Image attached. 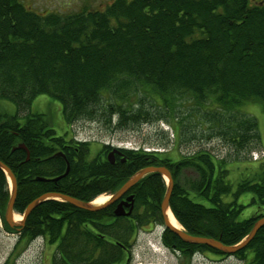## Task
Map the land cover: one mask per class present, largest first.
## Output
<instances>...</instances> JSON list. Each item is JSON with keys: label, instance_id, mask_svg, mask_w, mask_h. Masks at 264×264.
I'll return each mask as SVG.
<instances>
[{"label": "trees", "instance_id": "1", "mask_svg": "<svg viewBox=\"0 0 264 264\" xmlns=\"http://www.w3.org/2000/svg\"><path fill=\"white\" fill-rule=\"evenodd\" d=\"M40 95L60 102L68 126L87 120L112 127L113 118L116 129L165 122L174 138L218 139L231 152L219 157L199 149L176 161L160 152L121 148L125 162L111 164V147L103 145L89 159L90 142L58 134L43 113L31 112ZM188 95L196 103L199 136H188L180 116L181 99ZM0 100L16 105L13 115L0 109V161L17 180V214L45 193L91 202L114 194L142 168L166 166L174 180L170 209L187 233L233 246L264 218V161L233 187L229 159L239 161L263 146L256 119L237 108L258 101L264 111V8H248L241 0H115L105 10L42 15L19 0H0ZM68 164L69 173L54 181ZM166 190L162 175L147 174L130 192L134 217L163 224ZM245 194L250 199L244 204ZM9 198L0 169L3 220ZM114 207L89 212L51 199L31 212L20 231L5 226L30 242L43 237L56 245L54 264H107L108 253L110 260L124 261L126 247L136 241L135 226L117 217ZM249 209L252 214L242 219ZM164 242L189 256L211 253L264 264V226L233 255L185 243L170 230Z\"/></svg>", "mask_w": 264, "mask_h": 264}, {"label": "rangeland", "instance_id": "2", "mask_svg": "<svg viewBox=\"0 0 264 264\" xmlns=\"http://www.w3.org/2000/svg\"><path fill=\"white\" fill-rule=\"evenodd\" d=\"M109 2L110 1L104 2L101 0H79L77 4L73 5V9L68 11V13L80 11L83 7L88 9H102ZM195 104V101L189 95L183 97L180 103V116L184 118V124L186 126L184 128L190 130L188 136H196L201 129L200 123L195 118ZM0 109L7 111L12 115L16 113V105L10 101L0 100ZM237 110L240 113L247 114L256 119L258 133L263 146L259 145L255 151L264 150V111L261 103L258 101H249L239 106ZM31 112L43 113L48 120L50 127L55 129L58 134L67 133V137H73L77 141L90 142L89 159H94L102 150L103 145H109L111 148L116 146H123L124 148V146H126L129 148L143 147L145 149H157L160 151V154L169 156L176 161L181 154H190L199 149L211 150L219 157H228L229 155L227 154L231 152L229 148L218 139H214L210 142L196 140L190 142L187 141L188 137L180 140V137L177 134L175 135L176 138H174L175 133H173L171 125L165 122H159L158 124L146 123L140 126L128 127L126 129H116L112 128L116 122V119L113 118L112 127L99 121L87 120H81L68 126L63 119L60 102L49 95L37 96L32 102ZM181 117L173 122L175 128H178ZM21 119L23 120L22 116ZM251 156V154L246 155L244 153L239 161H234L232 158H229L231 161L230 182L233 184V187H236L238 182L245 175L252 172V169H255L258 166L259 161H264V157L258 162L252 161ZM8 186L10 187V181ZM249 199L250 196L245 194L240 198V202L245 204ZM251 214L252 210L249 209L244 212L241 218L244 219ZM162 233L163 227L161 225L155 226L150 237L141 233L137 247H139V245H141V249H144V246L147 247L150 256L154 257L152 264H179L177 257H175L172 251L164 247H153L154 249H151L145 243L146 240L149 239H152L153 243L156 241L161 242ZM55 247L56 245L52 246L42 237L30 242L25 237L20 236L18 232H11L5 226V222L0 214V264H52L51 256L53 251H55ZM207 254L210 255L211 259L198 255L196 256V259H194V264H242L240 260L233 256L222 257L211 253ZM144 258L148 260L149 255ZM138 263L145 264L142 260H137L134 264Z\"/></svg>", "mask_w": 264, "mask_h": 264}, {"label": "water", "instance_id": "3", "mask_svg": "<svg viewBox=\"0 0 264 264\" xmlns=\"http://www.w3.org/2000/svg\"><path fill=\"white\" fill-rule=\"evenodd\" d=\"M17 148H24L26 149L24 144H20ZM16 149V148H15ZM27 150V149H26ZM116 153L122 154L118 149H113L110 151L108 154V160L110 161L111 164L114 163V156ZM27 160L30 159L29 152L27 151ZM60 155V153L58 154ZM122 161H125L123 158ZM0 168L4 171V173L7 175V177L11 181V196L10 199L7 203L6 210H5V216L4 219L6 223L9 225L10 228H18V227H23L25 224V221L27 217L31 214V212L39 206L42 202L51 200V199H60L64 202H68L80 209L87 210L90 212H97L100 211L113 203H116L120 199L124 197L136 184H138L147 174L150 173H158L162 175L164 178L168 180L167 182V190L165 192V195L161 201V211L163 214L164 218V225L165 227L176 234L183 242L188 243V244H194V245H205L208 246L212 249L219 250L227 255H233L235 254L238 250L244 249L247 247L250 242L255 238L256 234L258 231L264 226V218L258 220L256 224L254 225L253 229L249 233V235L239 244L233 245V246H228L225 245L221 242L219 239L215 238H210V237H203V236H195L191 235L186 232V230L183 227H175L169 218V211L172 213L170 209V200L172 197L173 189H174V180L171 171L166 167V166H148L146 168L140 169L137 171L134 175H132L118 190L116 193L112 195V198L106 202L105 204L101 205H95L94 202H85L81 201L75 197L69 196V195H64V194H59L55 192H49L41 195L40 197L36 198L33 200L26 208L25 213L23 215V220L21 221H15V211H14V206L15 202L17 199V180L12 172V170L5 165L2 161H0ZM70 167L68 164L67 170L65 174L62 176L54 179V181H57L58 179L66 176L69 173ZM36 180L38 181H46L48 179L38 177ZM111 196V195H110ZM125 207H129L130 210L128 213L125 212ZM134 207V195H129L126 197L125 200H122L116 207L114 214L117 217H122L126 215H130ZM173 215V213H172ZM174 216V215H173ZM175 218V216H174ZM177 221V220H176Z\"/></svg>", "mask_w": 264, "mask_h": 264}, {"label": "flooded vegetation", "instance_id": "4", "mask_svg": "<svg viewBox=\"0 0 264 264\" xmlns=\"http://www.w3.org/2000/svg\"><path fill=\"white\" fill-rule=\"evenodd\" d=\"M24 6H26L28 9H30L31 11L36 12L37 14H42V15H46L49 13H62V14H66L68 13V11H71L73 9V5L77 4L79 2V0H19ZM101 1H110L107 5H105L102 9H88V8H82L80 11L87 9V10H105L106 7L110 4H112L115 0H101ZM127 1H132V0H127ZM154 1V0H151ZM244 2V4L246 5V7L248 8H264V0H241ZM102 3V2H101ZM77 12V11H76ZM112 150L109 149L107 151L106 157L108 156V153ZM118 158L121 159V162H125L122 161V155L119 153H116L114 156V163L115 164L118 160ZM131 190L124 195V197L122 199H120L119 201H117L116 203H113L110 206H115L114 207V211L117 207V205L122 201L125 200L127 196L131 195ZM134 209L135 207H133L132 212L130 213V215H126L127 219L124 220V222L126 223H131L133 224L135 227L134 232L136 233V241L135 243L131 244V246H127L125 253H126V259L124 261L121 260H115L112 261L110 260L111 255L110 253H108L109 256V261L107 264H134L137 260H142V262L144 261L145 264H152L153 262V256H150V252H148V249L146 246H144L145 248L141 249V245H139V247H137V249L135 248V245L138 243V239L141 233H144L145 235H147V237H150L151 233H153L155 226L154 223L152 222V220L146 222V221H141L140 219H137L136 217H134ZM130 210L129 207H125V212L128 213ZM138 226V227H137ZM161 226L163 227V233H162V244L169 250L172 251V253H174L175 257H177V260L179 261V264H194V259H196V256H203L204 258L207 259H211L210 255L207 253H193L192 255H187L183 252H176L174 249L170 248L168 245H166V242H164V237L166 235V231H168V229L165 227L164 223L161 224ZM148 245L151 246L152 243V239L146 240L145 242ZM141 249V250H139ZM62 254V253H59ZM84 254V253H83ZM90 254V253H89ZM95 254H99V253H95ZM57 255L56 251H53V254L51 256V263L54 264L55 263V256ZM85 255V254H84ZM149 255V259L146 260L144 257ZM84 264H102V263H97L95 261L91 262L87 259L85 261ZM140 264V263H138ZM143 264V263H141Z\"/></svg>", "mask_w": 264, "mask_h": 264}, {"label": "bare ground", "instance_id": "5", "mask_svg": "<svg viewBox=\"0 0 264 264\" xmlns=\"http://www.w3.org/2000/svg\"><path fill=\"white\" fill-rule=\"evenodd\" d=\"M30 155V154H29ZM27 157H28V155H27ZM28 161V160H27ZM4 163V162H3ZM5 164V163H4ZM6 165V164H5ZM10 168V167H9ZM1 169V168H0ZM143 169V168H142ZM2 170V169H1ZM3 171V170H2ZM65 174V173H64ZM63 175V174H62ZM62 175H60V176H62ZM60 176H58V177H60ZM57 177V178H58ZM65 177V176H64ZM41 178H44V177H41ZM63 178V177H62ZM62 178H60V179H62ZM37 179V178H36ZM45 179H47V178H45ZM54 179H56V178H54ZM59 180V179H58ZM38 181V180H37ZM11 190H12V187L10 186L9 187V191H10V193H11ZM55 193H59V192H55ZM17 194H18V188H17ZM59 194H63V193H59ZM64 195H66V194H64ZM40 197V196H39ZM10 199V198H9ZM109 200V196L108 195H101V196H98L95 200H94V204L95 205H101V204H104L105 202H107ZM62 201V200H61ZM82 201V200H81ZM74 206V205H73ZM76 207V206H75ZM78 208V207H77ZM87 211V210H86ZM90 212V211H89ZM169 218H170V220H171V223L175 226V227H177V228H179L180 227V225L178 224V222L176 221V219L174 218V216L172 215V213L169 211ZM21 219H22V216L21 215H16L15 216V221H21ZM166 248V247H165Z\"/></svg>", "mask_w": 264, "mask_h": 264}, {"label": "built area", "instance_id": "6", "mask_svg": "<svg viewBox=\"0 0 264 264\" xmlns=\"http://www.w3.org/2000/svg\"><path fill=\"white\" fill-rule=\"evenodd\" d=\"M264 156V152H261V154L259 153H254L253 154V159L254 160H258L260 157Z\"/></svg>", "mask_w": 264, "mask_h": 264}]
</instances>
